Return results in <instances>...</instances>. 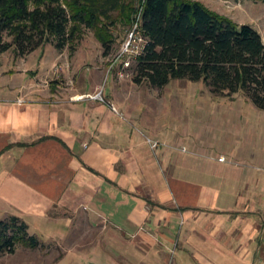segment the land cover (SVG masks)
<instances>
[{"label": "crops", "instance_id": "0c3cea01", "mask_svg": "<svg viewBox=\"0 0 264 264\" xmlns=\"http://www.w3.org/2000/svg\"><path fill=\"white\" fill-rule=\"evenodd\" d=\"M54 50L0 54V220L85 231L76 248L92 236L107 264H264V174L154 149L163 133L115 81L105 103L80 98L103 87L101 61Z\"/></svg>", "mask_w": 264, "mask_h": 264}, {"label": "trees", "instance_id": "16d2710c", "mask_svg": "<svg viewBox=\"0 0 264 264\" xmlns=\"http://www.w3.org/2000/svg\"><path fill=\"white\" fill-rule=\"evenodd\" d=\"M115 13L124 25L138 23L147 39L136 84L162 89L178 79L205 81L215 95L243 93L264 110L263 36L196 0H0V54L24 57L48 44L70 49L86 27L98 32L107 56ZM19 244L40 245L27 222L11 216L0 223V257Z\"/></svg>", "mask_w": 264, "mask_h": 264}, {"label": "rangeland", "instance_id": "374dc122", "mask_svg": "<svg viewBox=\"0 0 264 264\" xmlns=\"http://www.w3.org/2000/svg\"><path fill=\"white\" fill-rule=\"evenodd\" d=\"M196 1L240 25H251L264 38L263 0ZM139 6L134 2L133 9L137 10ZM114 16L116 24H110L111 28H107L114 41L107 56L104 55L105 49L98 32L86 27L83 28L81 40L74 42L73 47L68 48V53L73 56L78 49L85 50L84 57L87 54L90 67L101 61L98 65L107 69L102 88L115 81L119 90L124 89L126 97L131 99L130 102L138 111V126L147 134L163 133V136L159 135L160 139L154 134L150 135L153 140L159 139L161 146L184 151V154H199L203 159H216V162L223 155L228 159L227 163L234 161L236 164L253 165L255 171L264 174V110L243 93L234 96L215 95L205 81L178 79L162 89L153 88L147 82L136 84L134 78L138 59L135 58H132L129 68L123 67L119 62L112 69L123 44L136 27V24L124 25L117 13ZM45 49L48 53L55 51L51 44L46 45ZM15 55L10 50L8 57L15 59ZM84 57L82 60L85 62ZM89 73L87 70L83 72V82L87 78L89 81ZM65 81L64 84L67 83ZM233 151L237 152L236 156L232 155ZM56 215L52 213V216ZM11 216L16 215L4 217L0 223L9 220ZM65 216L68 218V215ZM22 220L25 221L23 218ZM27 224L30 235L39 239V247L32 249L19 244L14 253L0 257V264H107L101 246L90 247L92 236L88 238L89 246L85 247V231H68L61 225L60 229L56 227L52 232L39 224L32 227L30 223ZM88 235L90 237L89 233ZM97 235L100 232H97L96 238ZM80 240L84 241L85 246L76 248Z\"/></svg>", "mask_w": 264, "mask_h": 264}, {"label": "built area", "instance_id": "2783aa9c", "mask_svg": "<svg viewBox=\"0 0 264 264\" xmlns=\"http://www.w3.org/2000/svg\"><path fill=\"white\" fill-rule=\"evenodd\" d=\"M147 45V39L140 34L139 31V24L136 23V27L131 31L130 35L128 36L126 42L123 44V47L116 58L115 62L112 64V69L118 64L119 62L123 64V67L129 68L132 65V58L136 60L143 54ZM81 99L87 98L92 100H98L101 102H107V99L104 95V89L102 88L96 94H90L80 97ZM149 143L152 147L158 148L161 146L159 141L149 140ZM222 162H226L228 159L225 156L220 158Z\"/></svg>", "mask_w": 264, "mask_h": 264}]
</instances>
